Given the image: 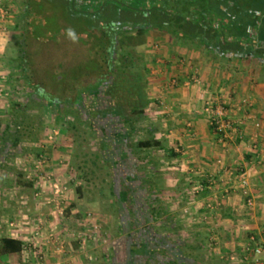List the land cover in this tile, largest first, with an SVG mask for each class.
I'll list each match as a JSON object with an SVG mask.
<instances>
[{"label": "crops", "instance_id": "1", "mask_svg": "<svg viewBox=\"0 0 264 264\" xmlns=\"http://www.w3.org/2000/svg\"><path fill=\"white\" fill-rule=\"evenodd\" d=\"M6 30L0 18V101L10 89L5 65L12 38ZM159 31L164 33L161 35V48H157L160 54L156 53L154 45L142 43L149 67L151 103L148 112L153 125L161 122V127L171 137L170 146H167L157 135L153 136L162 141V146L158 147L164 150L162 156H173V151L177 153L172 157L175 158L173 165L170 166L169 162L168 166L163 164L161 174L165 178L166 189L174 182L180 190L183 185L184 198L191 196L186 207L191 210V216L183 214L184 219H180L178 213L172 211L173 207L156 195L147 205L149 222L158 221L167 229L176 228L174 236L184 237L185 242L189 229L181 225L186 224L195 232L193 241L206 242L200 241V246L191 243H186L183 248L180 246L179 264H264V124L258 134V153L249 146L250 135L256 131L254 122L262 118L264 123V64L211 59L200 53L193 41L187 43V37L183 38L185 41L180 38L181 35L185 37L184 31L180 30L179 36L167 30ZM230 64L242 67L241 73H238L242 74V81H239L242 84L238 82L223 87L224 81L233 80L235 76L221 71L222 67ZM193 74H197L200 83L186 84ZM175 79L179 81L178 85L173 83ZM210 98L216 105L224 103L232 118L244 119L242 129L247 134L246 140L223 139L216 132L202 111L204 102ZM249 112L257 118H249ZM131 150L116 148L113 156L115 164L120 166V180L127 181L128 191L131 192L129 197L126 195L125 202L122 199V204L131 202L132 198L136 202V195L133 194L137 186L132 187L130 183H135L137 170L142 167ZM146 170L149 176H153L159 169L148 166ZM201 184L204 188L199 190ZM153 186L151 183L149 188H145L147 195L165 191V188ZM122 187L119 188L125 191ZM249 198L254 199L253 206L248 205ZM12 204L11 211L17 209L19 212L16 217L9 216V205L0 206V223L6 224L2 237L22 239L26 248L21 255L4 258L1 264H172L167 254L149 263V249L145 252L147 258L143 259L136 244L132 248L122 247L120 232L117 238L109 239L111 243L102 242L103 234L90 225L88 217L92 211L95 215L102 213L99 202L82 200L63 204L56 200H35L31 205H25L24 201ZM59 207L64 208L65 215L59 214ZM155 207L162 211L154 215ZM21 208H27L28 213L24 215L25 211ZM119 215L121 218V212ZM16 218L18 221L25 220L26 224H15L13 220ZM73 223L74 226H71ZM120 224L121 219L119 228ZM170 224L172 228H169ZM203 226L205 229L202 231ZM52 234L55 235L53 238ZM248 246L250 250H247ZM257 247L263 248L262 253L253 251ZM207 249L210 250L206 252ZM169 254L174 258L173 253ZM202 256L207 258L201 260Z\"/></svg>", "mask_w": 264, "mask_h": 264}, {"label": "rangeland", "instance_id": "2", "mask_svg": "<svg viewBox=\"0 0 264 264\" xmlns=\"http://www.w3.org/2000/svg\"><path fill=\"white\" fill-rule=\"evenodd\" d=\"M21 1L22 0H0V6L8 11L3 22L7 27V33L10 32L12 38V45L6 52L7 62L5 65V73H7L6 75H9L10 79V89L6 90L7 92L5 93L7 95L2 101H0V110H2L3 114L1 117L0 128L7 122L12 102L17 101L27 103L30 95L35 93L33 89L34 87L31 88L27 84L28 82L25 80V76H30L35 84H41L43 87H46L47 90L52 91L51 87L55 86L54 80L57 76H62L63 69L68 73L67 77H69L70 80L76 78L77 75H84L85 70L87 73H90L88 72L90 69L94 70L92 62L95 61L94 58L96 57L98 40L96 37L92 36V31H90L86 20L93 18L94 14L98 17L97 21L99 22V26L98 28H93V30H96V36L98 35V37H101L103 35L101 29H99L101 24L107 26L109 21L107 22L106 20L114 17V12L109 9H98L93 11L94 13H88L87 11H89V9H86V7L80 8L77 0H32L31 20H23L21 19ZM92 2H94V4H113L112 0H95ZM78 12L82 14L86 13L84 16L85 19H83L82 16L80 17ZM151 22L158 23L155 17ZM165 23L167 24V22ZM190 24L186 23L183 27L182 31H184L185 37L181 35L180 38L182 40H184L183 38H186L187 33L192 31L193 26ZM174 27H176V23L170 24L168 28L171 29ZM161 35H164L162 31L154 30L153 32H148L143 35L141 38L137 35L135 37L129 36L128 39L124 37L123 40L125 39L128 42L129 40L138 41L139 38L141 41L143 40L144 43L149 42L151 45H154L153 47L156 50V53H158L159 50L157 48L158 46L161 48L162 45ZM186 42H190V37H188ZM137 48L140 53L144 54V47H142V45H137ZM21 51H23V53ZM22 61H25V65L20 66L19 63ZM79 64H82V67ZM25 66L27 67L26 69ZM241 70L242 67L237 64H230L224 66V68L222 67L221 71L231 72L235 75L232 78L233 80L225 79L226 81L223 82L222 86H233L239 81L241 82L242 74H238L241 73ZM240 82L239 85L242 84ZM71 83L73 84V82ZM43 93L46 96V100L52 101L53 95L45 92ZM34 95L38 99L37 94ZM33 107L34 109H30L29 112L36 115L37 118L39 116L42 117L46 128L42 131H38L37 135L35 134L36 137L33 136L34 138H37L36 141L30 136H25L21 143L24 152L8 159L5 166H0V206L9 205V216L16 217L19 214L17 209H12L11 211L10 207L13 205L12 203H15L16 201H24L25 205H28V203L31 205L35 200L53 201L58 199L61 203L63 202V204L67 201H95L102 205L103 210L100 215H95L94 211L90 212L88 214V217L91 219L89 222L94 229L98 230V233L103 234L101 237L103 239L102 242L105 244L111 243L109 239L117 238V234L120 232L122 235L121 246L125 247L128 238L134 240L137 239L138 236H144L147 229H156L161 232L165 238L170 236L171 241H174V244L177 243L176 247L181 246L182 248L186 243L188 245L191 243L192 245L200 246L201 240L193 241L195 232L186 224L181 225L182 228L189 229L185 242L183 239L184 237L181 238V236L178 235L174 236L176 228L174 230L167 229L166 226L161 225L158 221L155 223L149 222L150 211L147 205L148 202L152 200V197H155L156 195L158 199L166 200L168 204L173 207L172 211L178 213L180 219H184L183 214L191 216V210L189 211L186 208L191 196L184 198L185 193H182V189H184L183 185L180 190L175 186V182L170 183L171 186L166 189L165 178H163L164 176L161 174L163 173V164L168 166L167 163L169 162L171 166L173 165L172 162H174L175 158L173 159V156H162V151H164L162 148H135L138 141L152 138L154 135H157L167 146H170L169 139L171 137H168L166 129L161 127V122L155 123V126L153 125L154 122L152 123L153 120L149 115L150 112H148V118L138 125L137 132L133 135L131 142L138 163L142 164V167L137 170V175L134 178L136 179L135 183H130L132 187H134V185L137 186L135 187L136 190L134 189L133 195H136L139 222L137 223V226L133 227L129 222L127 212H123L124 220L120 218V209L115 202L116 195L118 194L113 192V190L116 191L113 187L115 180L113 179L110 170L103 168L102 165L101 167L98 166L99 168H96L93 159H89V163H91L90 160H93L95 166L93 167L95 169L93 176L90 174L82 177L83 175L78 170L79 165L83 166V162H87V160L83 159V153L88 152L91 154V152L97 150L94 157L97 159L100 158L96 136L89 134L90 129L85 127L83 123L76 121L74 116H71V119L72 121L77 122L79 126L78 130L69 127L68 124H64L63 122L54 121V106H45L42 110H40V108L38 109L36 104ZM249 115V118L252 119L256 117L254 114H251V112H249ZM256 121L261 123V126L258 129L254 126L256 132L260 134V131L263 129V119L257 118ZM153 160L156 164H153L154 162L150 163ZM148 166H154L159 170L155 171L153 176H149V172L146 170ZM82 168L85 169V166ZM18 171L25 172L26 174L23 180H33L35 183L34 187L29 188L24 184L19 185L16 177ZM114 171L116 172L117 178H119L121 175L119 167ZM171 171H177V169ZM147 172L148 175H146ZM176 173L174 174L176 175ZM175 175H172V177ZM90 177L92 180L88 179ZM151 183L154 185L153 188H165V191L161 190L154 192L152 193V196L147 195L148 193L145 188H149ZM56 184L64 191L58 196L55 194ZM119 187L120 186L117 185V192L120 193L121 196H124L123 200L125 202L127 196L125 191H122ZM122 205L125 207L126 204ZM63 209L64 208L62 207L58 208L59 214H66ZM19 210L20 208L18 211ZM21 210L25 211L24 215L28 213L27 208H21ZM13 212L14 214H12ZM4 215L7 216V213ZM120 219L121 226L119 228ZM13 221L15 224L18 222L22 225L26 224L23 222L25 220L18 221L17 218ZM74 224L75 223L71 224V226H74ZM76 227L78 228V225H76ZM5 228L6 224L0 223V237L4 234L3 230ZM204 229L205 226L201 227L202 231ZM68 237L70 236L68 235ZM197 237L200 238V236ZM178 238L181 239L178 240ZM67 240L71 242V240ZM201 242L206 244L205 241ZM209 250L210 249H207L206 252ZM204 258L207 257L202 256L200 259L203 260Z\"/></svg>", "mask_w": 264, "mask_h": 264}, {"label": "trees", "instance_id": "3", "mask_svg": "<svg viewBox=\"0 0 264 264\" xmlns=\"http://www.w3.org/2000/svg\"><path fill=\"white\" fill-rule=\"evenodd\" d=\"M32 0H22L21 16L23 20H31L32 16ZM82 0H77L79 7H85ZM25 6V8H24ZM86 14V13H85ZM85 14L79 13L78 15L84 18ZM88 15V14H87ZM91 15V14H90ZM89 16V15H88ZM158 23H153L160 28H167L174 36H179L180 28L183 29L185 24L191 23L192 31L187 33L186 37H190V41H195V23L192 17L183 18L180 16H154ZM153 17V18H154ZM98 17L94 14L93 18L87 19L86 22L89 25L90 31L93 37L98 40V46L96 48V59L91 61L94 67L90 69V73L85 70L84 75H77L76 78L70 80L67 77L65 69H63L62 76L55 78V86L51 87L52 91L47 90L41 84H35L31 77L25 76L27 84L34 89V92L28 98L27 103L12 102L11 111L8 114L7 122L4 127L0 128V166L6 165L8 159L24 152L21 145L25 136L32 137L33 140H37L35 134L38 131H42L46 128L44 125V119L38 117L29 112L30 109H34L36 104L40 110L45 106H54V121L63 122L68 124L69 127L79 129L77 122L72 121L71 116H74L76 121L83 123V125L89 128V134L95 135L98 142V153L100 158H95L94 154L97 152L83 153V159L87 162H83L85 169L82 165H79L78 170L84 177L95 173V169L101 165L103 168L110 170L113 175L114 189L116 194V204L119 206V212H121V218H123V212H127L130 224L135 227L139 222V216L137 211V201L132 198L131 202H126L122 205V197L117 192V185L123 186L125 194L129 197L131 192L128 191L127 181L117 178L116 168L120 167L115 164L113 155L116 148L129 149L132 148V153H135L132 146V137L137 132L138 125L148 118V109L151 103L149 97V67L147 65V59L143 53L138 51L137 45L144 43V41L138 38V41L129 40L126 41L123 38H129L139 36L140 38L146 34L145 28H138L136 31L133 29H124L119 31L118 24H114L110 19L107 26L101 24L100 28L101 37L96 36V30L99 22ZM129 18V17H126ZM95 20V21H94ZM168 20V21H165ZM90 21V22H89ZM167 22V24L165 23ZM184 22V24H183ZM176 23V27L168 28L170 24ZM20 24V23H19ZM135 31V32H133ZM120 35H122L120 37ZM187 37V38H188ZM233 51L242 50L239 43L231 45ZM22 48V47H21ZM23 53V51H21ZM25 61L20 62L21 65H25ZM84 64V63H82ZM82 64H79L82 67ZM27 67L25 66V69ZM73 82V84L71 83ZM72 86V87H71ZM53 95L52 101L46 100L44 93ZM34 94H37L38 99ZM34 104V105H33ZM37 109V110H38ZM0 117V123H1ZM1 125V124H0ZM45 126V127H44ZM34 136V137H33ZM162 141L157 138H148L140 140L136 143L135 148H156L161 147ZM173 156H177V153L173 151ZM95 162V166L93 160ZM105 166V167H104ZM98 167V168H99ZM139 167V166H138ZM139 169V168H138ZM16 177L19 185L24 184L27 187H34V181H24L25 172L18 171ZM92 180V178H88ZM24 182V183H23ZM80 190V188H79ZM119 196V197H118ZM122 197V198H121ZM154 215L162 211L160 208H153ZM153 215V214H152ZM153 215V216H154ZM154 218V217H153ZM131 226V227H132ZM169 228H172V225ZM147 234V235H146ZM144 236H138L137 239H129L125 244L126 248L134 247L136 244L140 255L143 259H146V249L149 251L148 257L149 263L151 260H158L163 257V254H167L171 257L172 264H179L178 256L179 247L177 243L171 241L170 236L164 237L158 230H148ZM124 247V248H125ZM26 248V243L19 238L4 236L0 237V264L4 258H8L13 254L21 255ZM183 248V246H182ZM181 249V248H180ZM181 251V250H180ZM169 253L174 254V258Z\"/></svg>", "mask_w": 264, "mask_h": 264}, {"label": "flooded vegetation", "instance_id": "4", "mask_svg": "<svg viewBox=\"0 0 264 264\" xmlns=\"http://www.w3.org/2000/svg\"><path fill=\"white\" fill-rule=\"evenodd\" d=\"M82 1L88 13L112 10L111 21L120 26L119 31L145 28L146 34L151 30L170 32L153 24V17H192L196 32L193 42L206 57L264 64V0H112L113 4ZM234 43H239L242 50L233 51Z\"/></svg>", "mask_w": 264, "mask_h": 264}, {"label": "built area", "instance_id": "5", "mask_svg": "<svg viewBox=\"0 0 264 264\" xmlns=\"http://www.w3.org/2000/svg\"><path fill=\"white\" fill-rule=\"evenodd\" d=\"M8 14V11L0 6V18L4 21L6 16ZM174 84L178 85L179 81L175 79L173 81ZM191 84V83H200V79L197 76V74H193L190 78L189 81L186 82V84ZM203 113L206 114V116L209 118L210 124L214 127L216 132L223 138V139H240V140H246L247 134L244 132L242 129V125L244 123V119H239V118H232L229 115V109L226 108L224 103L216 105L215 102L213 101L212 98L207 99L204 102ZM254 126L258 129L261 126V123L258 121H255ZM57 134V132H56ZM249 146L252 149V151L258 153L259 151V145H258V133L255 131V133L250 135L249 138ZM247 182L245 181V184ZM199 190H202L204 187L203 185H199ZM61 192H64L60 186L57 184L55 185V194L58 196ZM56 202H59L58 199H55ZM248 205L253 206L254 205V199L249 198L248 199ZM54 234L51 235L53 238ZM63 243V242H62ZM60 247L63 250V245L60 243ZM251 247L248 246L247 250H250ZM253 251H255L257 254L262 253L263 248L262 247H257ZM57 264H60L59 262Z\"/></svg>", "mask_w": 264, "mask_h": 264}]
</instances>
